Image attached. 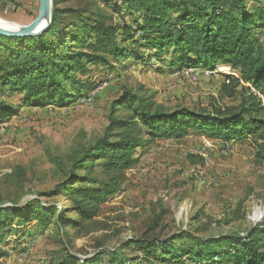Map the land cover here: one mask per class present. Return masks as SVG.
Here are the masks:
<instances>
[{"label":"trees","instance_id":"16d2710c","mask_svg":"<svg viewBox=\"0 0 264 264\" xmlns=\"http://www.w3.org/2000/svg\"><path fill=\"white\" fill-rule=\"evenodd\" d=\"M61 2L53 0L51 23L43 33L0 35V119L16 114L7 100L15 93L23 94L25 104L66 106L94 86L78 77L90 72L88 63L111 68L130 56L142 58L143 48L159 59L169 54L175 68L214 70L223 63L238 70L240 76L227 75L222 90L229 98L240 93L241 102L213 110L168 108L151 96L124 89L111 104L104 136L72 156L69 167L61 165L53 186L25 198L20 186L17 197L0 198V245L10 235L18 243L55 228L64 242L57 264H103L104 255L115 264L137 259L148 264H264V221L245 233L219 236L144 234L119 247L98 240L84 257L72 250L67 231L91 226L107 235L116 233L108 218L101 217L102 205L122 192L138 161L136 150L158 139L182 138L190 130L227 143L252 137L257 161L264 163V40L257 38L264 33V0H92L79 7H62ZM106 8L112 12L107 14ZM189 161L202 164L204 158L192 154ZM61 198L68 204L62 205ZM187 239L192 242L187 244ZM132 246L138 250L136 258L124 255ZM9 254L0 246V258Z\"/></svg>","mask_w":264,"mask_h":264},{"label":"rangeland","instance_id":"374dc122","mask_svg":"<svg viewBox=\"0 0 264 264\" xmlns=\"http://www.w3.org/2000/svg\"><path fill=\"white\" fill-rule=\"evenodd\" d=\"M60 1L62 7L92 2ZM39 9L40 0H0V19L21 28L38 16ZM123 13L128 18V10ZM115 17L121 21L117 14ZM257 38L264 40V33ZM140 52L142 58L130 56L115 61L111 68L88 63L90 72L78 77L94 86L76 94L66 106L25 104L21 93L7 97L16 114L0 119L1 199L17 197L20 186L26 193L22 198L53 186L61 165L69 167L72 156L104 136L111 104L124 89L151 96L168 108L183 105L213 110L240 104V93L229 98L222 90L227 75L240 76L238 70L223 63L214 70L175 68L169 54L159 59L149 48ZM255 144L252 137L227 143L190 130L182 138L158 139L137 149L138 161L129 170L122 192L102 205L101 217L108 218L116 233L107 235L91 226L78 231L68 228L72 250L84 257L94 251L98 240L119 247L144 234L151 238L181 231L202 237L245 233L264 221V163L257 161ZM192 154L202 156L204 162L192 164ZM61 204L68 201L61 198ZM16 240L18 237L10 235L7 244L0 245L10 250L0 264H57L64 253V242L55 228ZM134 248L124 255L135 257L138 250ZM110 258L104 255L103 264H115ZM132 262L148 264L141 259Z\"/></svg>","mask_w":264,"mask_h":264},{"label":"water","instance_id":"95a60500","mask_svg":"<svg viewBox=\"0 0 264 264\" xmlns=\"http://www.w3.org/2000/svg\"><path fill=\"white\" fill-rule=\"evenodd\" d=\"M53 0H40L38 16L27 26L8 29L0 26V35L8 37L34 36L43 33L51 23Z\"/></svg>","mask_w":264,"mask_h":264},{"label":"bare ground","instance_id":"6f19581e","mask_svg":"<svg viewBox=\"0 0 264 264\" xmlns=\"http://www.w3.org/2000/svg\"><path fill=\"white\" fill-rule=\"evenodd\" d=\"M0 26L8 28V29H18V28H20V26H16V25H14V24H12L10 22H6V21H4L2 19H0Z\"/></svg>","mask_w":264,"mask_h":264}]
</instances>
